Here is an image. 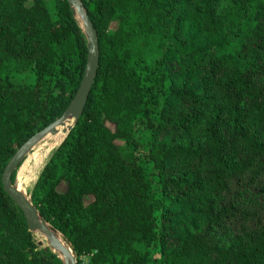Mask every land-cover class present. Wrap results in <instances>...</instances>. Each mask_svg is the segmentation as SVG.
I'll return each instance as SVG.
<instances>
[{"label":"trees","instance_id":"16d2710c","mask_svg":"<svg viewBox=\"0 0 264 264\" xmlns=\"http://www.w3.org/2000/svg\"><path fill=\"white\" fill-rule=\"evenodd\" d=\"M79 2L98 65L32 187L39 218L76 264H264V0ZM85 59L65 0H0V264H63L1 173Z\"/></svg>","mask_w":264,"mask_h":264},{"label":"water","instance_id":"95a60500","mask_svg":"<svg viewBox=\"0 0 264 264\" xmlns=\"http://www.w3.org/2000/svg\"><path fill=\"white\" fill-rule=\"evenodd\" d=\"M65 1L69 7V11L72 14H75L78 18L80 27L85 37L86 59L81 79L75 93L62 114L47 126L35 132L14 151L12 156L6 162L1 173V185L3 192L20 210L28 231L32 233L37 232L40 236H42L47 241L49 245L48 248L52 252H56L61 256L63 264H76L75 255L69 243L62 236L58 234L55 235V232L49 228L41 218H39L37 211L30 202V198L25 197L10 182L11 174L18 168L27 151L39 139L47 135L55 134L57 132V128L63 125L65 121L71 120L73 125V123L79 118L92 85L93 77L96 73L98 65L96 31L91 26L79 0ZM72 125L67 128L66 133L71 129ZM37 244L39 245L40 242H37ZM66 245L69 246L70 250L66 248Z\"/></svg>","mask_w":264,"mask_h":264},{"label":"rangeland","instance_id":"374dc122","mask_svg":"<svg viewBox=\"0 0 264 264\" xmlns=\"http://www.w3.org/2000/svg\"><path fill=\"white\" fill-rule=\"evenodd\" d=\"M45 1H46L47 5L51 6V0H45ZM111 28H114V25H112ZM71 125H72V121L70 122V124L66 123L61 128L57 129V132L55 134L47 135V136L39 139L25 154L23 160L21 161L20 165L18 166V168L15 171L13 182H12V184L14 185L15 179H17L18 172L20 169H22V171H21L22 173H21L20 177L22 178V181L24 180L23 181V183H24V190H23L24 194L23 195L25 197H27V198L30 197L32 187H33L40 171L42 170V168L44 167V165L48 161L51 154L54 152V150L57 148V146L60 144V142L64 138L66 131H67V128L70 127ZM117 143L119 145H123V141H121V140H117ZM26 158H29V159L26 160ZM37 158L38 159L40 158V159L38 161H35L34 159L37 160ZM22 167L23 168L25 167V169L23 170ZM27 169L29 170V172ZM25 185H28V186H25ZM85 201H88V199H85ZM32 235H33L35 242L36 243L40 242L39 246L42 247L43 243L45 242L44 238H41V236L39 234H36L35 232L32 233ZM80 260L83 263H86L87 257H82V258H80Z\"/></svg>","mask_w":264,"mask_h":264},{"label":"bare ground","instance_id":"6f19581e","mask_svg":"<svg viewBox=\"0 0 264 264\" xmlns=\"http://www.w3.org/2000/svg\"><path fill=\"white\" fill-rule=\"evenodd\" d=\"M68 122H71L70 120H67V121H65L64 122V124L63 125H65L66 123H68ZM63 125H61V126H59L57 129H59V128H61ZM39 153V152H38ZM43 154V153H42ZM40 155V154H39ZM46 156V155H45ZM30 158V157H29ZM29 158H26V160H28ZM41 158V157H40ZM39 158V159H40ZM38 158H37V160L36 159H34L35 161H38L39 160ZM42 161V160H41ZM38 164V163H37ZM23 165V164H22ZM24 166V165H23ZM39 166V165H38ZM37 166V167H38ZM23 168V167H22ZM25 169V167L23 168V170ZM28 170V169H27ZM26 170V171H27ZM22 171V169H20L19 170V172H18V175H17V179H15V182H14V187L19 191V192H21L22 194H24L23 193V190H24V183H23V181H22V178L20 177L21 176V172ZM37 171V170H36ZM28 172H29V170H28ZM34 173V172H33ZM30 183V182H29ZM25 186H28V185H25ZM36 234H38L37 232H35ZM41 238H43L42 236H41ZM45 240V239H44ZM46 241V240H45ZM47 242V241H46ZM47 246H49L48 245V243H47ZM66 248L68 249V250H70L69 249V246L68 245H66Z\"/></svg>","mask_w":264,"mask_h":264}]
</instances>
